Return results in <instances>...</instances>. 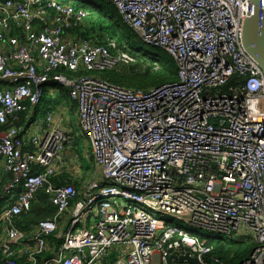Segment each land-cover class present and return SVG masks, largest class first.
<instances>
[{
    "label": "built area",
    "instance_id": "built-area-1",
    "mask_svg": "<svg viewBox=\"0 0 264 264\" xmlns=\"http://www.w3.org/2000/svg\"><path fill=\"white\" fill-rule=\"evenodd\" d=\"M106 1L146 44L176 60L177 81L130 89L92 75L135 58L114 38L100 43L65 32L88 15L72 0H0V126L31 110L23 126L0 132V156L11 174L3 191L22 187L0 215V264H102L117 248L125 255L118 264H225L207 237L161 216L252 240L247 258L226 264H264V72L242 43L254 6ZM236 74L244 83L224 90ZM57 84L77 103L96 168L77 199L75 184L52 181L69 166L71 135L60 112H47L41 131L28 125ZM41 189L56 212L22 229L18 218ZM70 209L62 241L52 246ZM186 255L194 261L178 259Z\"/></svg>",
    "mask_w": 264,
    "mask_h": 264
},
{
    "label": "trees",
    "instance_id": "trees-1",
    "mask_svg": "<svg viewBox=\"0 0 264 264\" xmlns=\"http://www.w3.org/2000/svg\"><path fill=\"white\" fill-rule=\"evenodd\" d=\"M60 1L66 4L70 3V0ZM100 1L102 4L95 9H89L86 5H83L82 2L76 3L73 1L72 4L75 7L86 8L88 10V15L80 24L72 23L70 27L65 29V32L72 35L77 34L83 38L99 41L100 43H105L107 38H114L117 40L119 46L125 48L135 58V61L130 64H122L125 65V67L121 71H116L115 69L104 70L99 77L109 80L118 86L145 90L167 82L177 81L178 65L176 60L167 51L155 46H152L150 49L142 45L134 46L130 42L129 36L138 39L137 33L124 22L123 17L113 3L106 0ZM105 5L110 9V12H108ZM123 24L126 25V31L122 29ZM244 78L245 77L240 74L234 75L224 90L230 86H237L244 83ZM68 99V90L63 87H58V90L55 92H45L41 106L38 107L37 110L40 109L42 113L44 112L47 114L50 110H56L57 106ZM73 104L77 106L75 101H73ZM37 110L35 114H37ZM30 113V106H28L25 110L19 112L17 119L11 118L7 124L1 125L0 132L9 130V128L13 126L20 128L25 124L26 118ZM36 117L37 115H35L31 121L36 119ZM74 142L77 145V140ZM29 149H31L30 146L27 148L25 147L24 151L27 152ZM91 157V159L94 158L92 152ZM69 167L70 166H67V169L63 170V172L53 176L52 181L57 186L75 184L78 193L75 199H77L79 195L82 196L85 193V190L83 192L79 187L80 185L70 179V173L68 172ZM1 185L2 182H0V215L5 207L15 202L18 194L22 190V187L19 186L14 193L10 195L3 191ZM75 199L71 201V205H74ZM55 212L56 206L52 204L49 194H47L44 189H41L37 193V198L34 200L31 210L23 213L18 218V225L22 229L28 226V230H30L34 224L38 223L41 219L53 216ZM207 238V245L211 246L213 249L212 254L219 256L221 262L225 264L242 261L250 255L255 247V243L252 240L245 241L232 238L221 239L216 236ZM61 241L62 239L58 233L52 235L49 239L52 246H58ZM1 257L0 255V261L2 260Z\"/></svg>",
    "mask_w": 264,
    "mask_h": 264
},
{
    "label": "rangeland",
    "instance_id": "rangeland-1",
    "mask_svg": "<svg viewBox=\"0 0 264 264\" xmlns=\"http://www.w3.org/2000/svg\"><path fill=\"white\" fill-rule=\"evenodd\" d=\"M75 1L76 3L78 2H82L83 5H86L89 9H95L97 7H99L100 4H102V2L100 0H72ZM105 7L107 8V6L105 5ZM108 12H110V9L107 8ZM122 29H124L126 31V25H122ZM138 39H134L132 36H129V40L130 42L134 45V46H144L147 49H150L152 46L146 44L143 39L139 36H137ZM125 67V65H119L118 67L114 68L116 71H121L123 70ZM101 72H94L92 73V75H96V76H100ZM49 88H52L53 86H48ZM67 102L70 104V113L69 111H67V118L70 119V115L72 116L71 118V122L67 123V128L64 125V129L67 130L69 132V134L71 135V140L70 142L67 144L68 145V154L71 156L70 159L68 158V165L70 166V162L71 164L74 165L73 170L69 171L70 175L73 174L74 176L78 177V178H85L88 182L90 181V179L93 178V176L95 175L96 172V168L94 165V161L93 159H91V146H90V140L89 137L85 134V132L82 129L81 123H80V116H79V112L77 111V107L75 106V109L73 108L72 104L73 101L68 99ZM69 110V106L67 107ZM58 112H60L59 116L60 118H65L64 115L62 114V111L60 108H57ZM77 112V115H76ZM69 113V115H68ZM64 123V120H63ZM72 127L73 131L71 130V128H69L70 126ZM36 124H33V129L35 130ZM70 129V130H69ZM75 135V136H74ZM75 140H77V145L75 144ZM91 157V158H90ZM102 169H98L97 173H96V178L97 180H100L102 177V173H101ZM84 180V181H86ZM162 219H164V221L169 225V226H176V227H180L182 229H185L193 234H197L199 236H203V237H211V236H216L219 238H223V239H229L231 238V236L228 235H224V234H218L213 232L212 230H210L209 228L206 227H201L198 225H195L187 220H180L177 219L175 217H171V216H161ZM234 237H236V234H233Z\"/></svg>",
    "mask_w": 264,
    "mask_h": 264
},
{
    "label": "water",
    "instance_id": "water-1",
    "mask_svg": "<svg viewBox=\"0 0 264 264\" xmlns=\"http://www.w3.org/2000/svg\"><path fill=\"white\" fill-rule=\"evenodd\" d=\"M249 1L254 6V13L244 20L242 43L247 53L256 59L264 72V0ZM171 257L177 258L174 255ZM185 258L193 260L188 255L178 257L180 261H184Z\"/></svg>",
    "mask_w": 264,
    "mask_h": 264
},
{
    "label": "crops",
    "instance_id": "crops-1",
    "mask_svg": "<svg viewBox=\"0 0 264 264\" xmlns=\"http://www.w3.org/2000/svg\"><path fill=\"white\" fill-rule=\"evenodd\" d=\"M69 106V110H68V107ZM72 106H73V108L75 109V105L74 104H72ZM60 108L61 110H63L62 111V114L64 115V117L65 118H63V120H64V125H65V127L67 128V123H70L71 122V118H72V116L70 115V119L69 118H67L68 116H67V111H69V113H70V104L67 102V101H64L63 103H61L59 106H57V108ZM55 111V114L56 113H58V110L56 109V110H54ZM69 113H68V115H69ZM44 112L42 113V110H40V109H38L37 110V114H32V115H34V117H35V115H37V117H36V119H34V122H33V124L35 123V121H41V119H43L44 117ZM76 115H77V112H76ZM41 123V125L39 126V128H37V129H35V130H33V132L34 131H36V130H40L41 131V129L43 128V127H45L44 126V123L43 122H40ZM32 124V123H31ZM69 125V124H68ZM70 126V125H69ZM69 128H71V130L73 131V129H72V127L70 126ZM67 147H68V145H67ZM68 149V148H67ZM67 154H68V152H67ZM70 155L68 154V158L70 159ZM73 168H74V165L73 164H71V162H70V167H69V169H68V172L69 171H71V170H73ZM9 172H7L5 169H4V161H3V159H1L0 158V182H2V185H1V187H3L4 186V184L6 183V181L10 178V174H8ZM70 179L72 180V181H74L75 183H77L78 185H80L79 187H80V189H82V191L84 192V190H85V188H86V186H87V183H88V179L86 180L85 178H78V177H76V176H74L73 174H71L70 175ZM84 180H86V181H84ZM89 180H91L90 178H89ZM71 211H72V209H70L69 210V212L64 216V218L62 219V222H61V225H60V230H59V234H60V238L62 239V234L64 233V231L67 229V227H68V224H69V220H70V217H71ZM25 230H28V226H25ZM124 250V249H123ZM122 250L121 249H119L118 250V248L117 249H115V251H113V252H111V254H109L108 256H107V258L105 259V260H103V262H102V264H118V261L119 260H122V259H124L125 258V255L122 253ZM50 255V252H48L47 253V256H49Z\"/></svg>",
    "mask_w": 264,
    "mask_h": 264
},
{
    "label": "bare ground",
    "instance_id": "bare-ground-1",
    "mask_svg": "<svg viewBox=\"0 0 264 264\" xmlns=\"http://www.w3.org/2000/svg\"><path fill=\"white\" fill-rule=\"evenodd\" d=\"M113 5H114V4H113ZM114 6H115V5H114ZM115 7H116V6H115ZM117 10H118V9H117ZM118 12H119V10H118ZM119 13H120V12H119ZM123 20H124V19H123ZM124 22H125V21H124ZM125 23H126V22H125ZM157 48H159V47H157ZM160 49H161V48H160ZM48 86H49V85H48ZM58 87H62V86H61L60 84H57V85H56V88H58ZM80 123H81V122H80ZM81 126H82V124H81ZM93 161H94V158H93ZM10 195H12V194H10ZM18 195H19V194H18ZM17 198H18V196H17ZM17 198H16V200H17ZM16 200H15V201H16ZM12 204H13V203H12ZM12 204H11V205H12ZM9 206H10V205H9ZM9 206H7V207H9ZM7 207H5V208L3 209V211H4ZM3 211H2V212H3Z\"/></svg>",
    "mask_w": 264,
    "mask_h": 264
},
{
    "label": "clouds",
    "instance_id": "clouds-1",
    "mask_svg": "<svg viewBox=\"0 0 264 264\" xmlns=\"http://www.w3.org/2000/svg\"><path fill=\"white\" fill-rule=\"evenodd\" d=\"M33 117H34V115L31 117V120H32ZM43 117H44V116H43ZM31 120L28 122V125L31 124V123H32V125H33L34 119H33V121H31ZM36 122H37V121H35L34 124H36ZM73 132H74V131H73Z\"/></svg>",
    "mask_w": 264,
    "mask_h": 264
}]
</instances>
